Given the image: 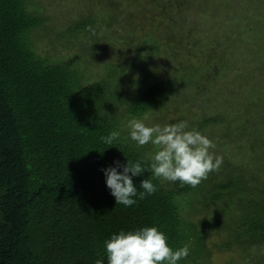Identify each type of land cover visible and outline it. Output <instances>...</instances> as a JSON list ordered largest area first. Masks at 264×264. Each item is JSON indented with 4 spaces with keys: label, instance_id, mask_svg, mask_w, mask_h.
<instances>
[{
    "label": "trees",
    "instance_id": "trees-1",
    "mask_svg": "<svg viewBox=\"0 0 264 264\" xmlns=\"http://www.w3.org/2000/svg\"><path fill=\"white\" fill-rule=\"evenodd\" d=\"M247 1L248 8L259 9L257 16H264V0ZM40 4L34 0H0V264H95L97 258L103 257V241L110 234L151 226L165 234L172 249L188 246L189 255L179 264L205 261L209 249L206 233L201 229L207 228L210 220L215 221L198 219L194 223L193 216L202 209L187 211L181 200L187 195L192 198L190 194L196 187L153 179L150 172H144L134 177L133 183L138 185L141 179L148 178L156 191L126 208L115 204L100 171L113 161L123 164L126 159H142L145 166L150 162L153 146L137 147L128 139L127 122L120 119V110L116 111L115 105L122 102L133 116L142 115L150 107H166L167 95L172 94L171 77L159 80L154 77L147 88L129 92L122 98L107 92L104 80L91 81L86 76V58L82 56L95 55L93 45L84 44L80 52L74 51L65 60L59 55L38 53L34 39L47 30L48 20ZM94 14L71 22L56 37L70 42L79 33L95 39V23L100 20L108 26L115 18L110 13ZM157 41L153 36L146 37L141 47L150 51V42L158 44ZM224 116L222 112L216 118L200 121V126H213L203 132L189 120L188 123L190 129L208 138L214 136L217 123L221 124ZM112 130L120 132L118 141L111 146L101 143L99 137ZM237 133L244 138L248 135L241 127ZM234 138L217 148L225 156L222 161L229 158L235 164L250 163L245 153L263 139H249L253 146L244 147L246 143L237 144ZM236 152L241 155L233 156ZM256 168L262 170L264 164ZM237 169L244 177V168ZM233 171L236 172L230 170L231 176L235 174ZM232 179L226 176L213 185L226 190L227 203L231 204L235 203L240 188L233 194ZM243 181L245 184V177ZM206 182L210 181L204 179L200 185ZM244 184L242 193L257 197L258 192H264V187L254 185L252 189ZM221 195L217 193L209 200ZM194 199L199 203L198 198ZM252 200L243 206L244 202H237V216L243 219L249 213V221L237 224L233 212L230 221L220 220L225 222L224 229H231L232 235L219 246L229 247L241 241L243 248L257 250L256 254L262 256L260 264H264V210L257 206V214L248 212L255 203ZM194 247L201 252H195Z\"/></svg>",
    "mask_w": 264,
    "mask_h": 264
},
{
    "label": "rangeland",
    "instance_id": "rangeland-1",
    "mask_svg": "<svg viewBox=\"0 0 264 264\" xmlns=\"http://www.w3.org/2000/svg\"><path fill=\"white\" fill-rule=\"evenodd\" d=\"M34 1L43 5V11L48 16L45 23L47 30L41 31L34 39L38 53L51 57L59 55L65 60L74 51L80 52L84 44H87L86 47L93 45L95 55L89 53L82 56L86 58V76L91 81L104 80L107 92L122 98L129 92L147 88L154 77L155 80L171 77L169 91L172 94L167 95L166 107H150L142 115L133 116L127 113L126 105L117 102L115 109L120 110L121 120L140 119L147 126H163L182 120L187 122L189 129L193 124L203 132V129L211 130L213 126H200V121L216 118L223 112L226 116L219 121L222 123H217L214 136L208 138L214 145L210 152L224 159L225 156H221L217 149L221 147L220 143L232 142L235 136L237 144L243 142L246 143L244 147L247 144L251 147L249 139H263L245 153L250 163L235 164L229 158L222 161L219 173H209L206 178L211 183L197 184V189L194 187L190 194L192 198L187 195L181 199L187 211L202 209L193 216L194 223L200 219L215 221L210 220V225L201 229L206 233L209 258L199 264H260L262 256L256 254L257 250L251 252L240 246L241 241L229 247L219 246L232 235L230 228L224 229L225 222H220L221 219L230 221L232 212L239 225L251 218L249 213L243 219L237 216V202H244L241 203L243 206L252 198L255 203L248 212L257 214V206L264 210V192H258L256 197L241 191L244 177L245 187H264V181L260 182L261 178L264 179V169L256 168L264 164V16H257L259 9L248 8L247 0ZM94 13H110L115 18L108 26L100 20V23H95V39L79 33L70 42L56 37V33L71 22L88 14L95 16ZM99 17L101 19L102 16ZM149 36L157 38L158 44L150 42V51H146L141 45L143 39ZM77 43L78 47H75ZM124 66L128 68L121 70ZM240 127L248 132L245 138L237 133ZM239 155L237 152L233 154ZM235 165L244 168V177ZM232 169L236 170L233 171L234 176H231ZM226 176L233 178V194L240 187L232 204L227 203L226 190L213 186ZM220 192V198L209 200ZM193 197L198 198L199 203L196 204L197 200ZM194 250L201 252L199 247H194Z\"/></svg>",
    "mask_w": 264,
    "mask_h": 264
},
{
    "label": "clouds",
    "instance_id": "clouds-1",
    "mask_svg": "<svg viewBox=\"0 0 264 264\" xmlns=\"http://www.w3.org/2000/svg\"><path fill=\"white\" fill-rule=\"evenodd\" d=\"M127 129L128 139L137 147L151 144L154 150L146 166L142 159H126L123 164L113 161L100 170L115 204L127 208L156 191L148 178L141 179L138 185L133 183V178L144 172H150L153 179L195 187L222 164V158L209 151L214 147L212 142L199 131L189 129L186 121L147 126L133 118L127 121ZM119 137L120 132L112 130L99 140L111 146ZM166 241L165 234L155 226L121 229L103 241L104 255L95 264H179L189 255L187 245L172 249Z\"/></svg>",
    "mask_w": 264,
    "mask_h": 264
}]
</instances>
